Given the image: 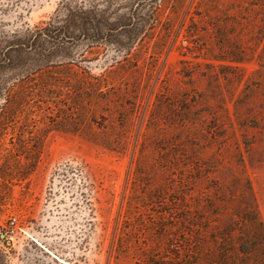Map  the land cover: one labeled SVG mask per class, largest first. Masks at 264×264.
<instances>
[{"label":"rangeland","instance_id":"1","mask_svg":"<svg viewBox=\"0 0 264 264\" xmlns=\"http://www.w3.org/2000/svg\"><path fill=\"white\" fill-rule=\"evenodd\" d=\"M17 33L33 76L22 112L0 94V264H161L245 191L264 223V0H0Z\"/></svg>","mask_w":264,"mask_h":264},{"label":"trees","instance_id":"2","mask_svg":"<svg viewBox=\"0 0 264 264\" xmlns=\"http://www.w3.org/2000/svg\"><path fill=\"white\" fill-rule=\"evenodd\" d=\"M151 9V19L155 16L158 17L160 6L152 5ZM65 11L68 12V16L72 14L73 17H76L68 3L62 6L58 17L61 12ZM58 23L57 17L52 19L48 26L40 31L37 38H42L44 42L47 38L57 41L54 33L59 28ZM85 23L88 24V21ZM101 31V28L96 29L97 33ZM23 41L19 38L18 33L10 40L5 35H0V94L6 95L7 108L21 112L28 104L26 84L33 76L32 72L18 71L13 66L12 53L17 51L15 47L29 46L31 39L27 40V44ZM128 94L129 90L122 92L120 100L125 99ZM133 109L135 108L133 107ZM133 109L131 110L132 114ZM151 122H154V118ZM154 130L156 132L154 141H157L160 128H154ZM98 144L113 151L115 148H119L114 145V142L104 140V138ZM146 146H148L147 142L144 144V149L147 148ZM148 166L149 159L142 152V156L138 160V171H145ZM249 190L251 191L250 188ZM243 200L227 216H222L219 212L215 218H203L200 229L192 231L189 228L190 232L187 233L183 253L181 254L180 250L177 249L178 246L174 245L176 250L171 252L175 258L162 260L161 264H264V223L252 191H245ZM220 205L222 204L215 207L221 209ZM188 223L191 225L189 221Z\"/></svg>","mask_w":264,"mask_h":264},{"label":"built area","instance_id":"3","mask_svg":"<svg viewBox=\"0 0 264 264\" xmlns=\"http://www.w3.org/2000/svg\"><path fill=\"white\" fill-rule=\"evenodd\" d=\"M15 223H16V219L15 218H12L11 225H14Z\"/></svg>","mask_w":264,"mask_h":264}]
</instances>
